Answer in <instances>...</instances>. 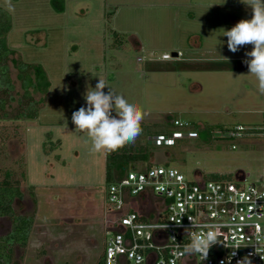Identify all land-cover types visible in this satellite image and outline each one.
Masks as SVG:
<instances>
[{
    "label": "rangeland",
    "instance_id": "1",
    "mask_svg": "<svg viewBox=\"0 0 264 264\" xmlns=\"http://www.w3.org/2000/svg\"><path fill=\"white\" fill-rule=\"evenodd\" d=\"M0 4L7 10L5 0ZM11 4L12 26L6 37L13 56L40 63L50 80L36 117L0 118V179L6 170L18 179L23 197L15 210L34 218L26 247L16 249L22 256L18 264H96L103 253L111 219L106 154H91L85 135L74 132L71 121L72 113L85 106L84 93L99 78L167 126L142 127L135 142L125 145L150 150L151 157L138 161L139 166L161 158L188 179L195 173L233 179L238 170L248 173V181L264 178V95L242 62L252 46L230 52L239 58L228 60L227 68L214 74L189 60L193 36L188 33L205 29L214 35L251 18V9L239 0ZM134 38L142 48H136ZM175 42L181 45L172 48ZM173 50L180 55L160 58ZM10 66L18 96L20 82L12 62ZM196 81L201 89H196ZM16 104L11 102L8 109L14 111ZM169 117L188 120L191 127H175ZM239 122L246 126L243 136L223 134ZM120 169L115 170L118 177ZM8 228V217H0V233Z\"/></svg>",
    "mask_w": 264,
    "mask_h": 264
},
{
    "label": "built area",
    "instance_id": "2",
    "mask_svg": "<svg viewBox=\"0 0 264 264\" xmlns=\"http://www.w3.org/2000/svg\"><path fill=\"white\" fill-rule=\"evenodd\" d=\"M178 55L163 52L160 58ZM173 122L190 125L178 118ZM232 127L223 134L240 137L246 132L240 122ZM237 175L212 179L195 173L188 179L170 164L126 169L107 187L111 226L104 243V264H237L245 257L251 264H264V178L248 181L243 170ZM156 195L160 198H151ZM188 217L213 226L218 234L220 242L203 261L199 255L181 254L193 230Z\"/></svg>",
    "mask_w": 264,
    "mask_h": 264
},
{
    "label": "clouds",
    "instance_id": "3",
    "mask_svg": "<svg viewBox=\"0 0 264 264\" xmlns=\"http://www.w3.org/2000/svg\"><path fill=\"white\" fill-rule=\"evenodd\" d=\"M239 2L246 9H251V18L240 19L231 28L223 29L222 36L227 37V48L233 53L241 47L252 46L250 51L245 52L242 62L247 65L248 74L255 78L258 92L264 95V0ZM5 3L8 11L14 10L11 0H5ZM106 87L107 92L104 91ZM84 100L85 106L72 113L71 121L75 126L74 132L85 135V143L90 144L91 154L117 151L126 144L134 143L142 133L144 110L118 94L105 80L99 78L94 88L88 87ZM188 219L193 230L189 232L188 242L183 245L181 254L199 255L203 261L209 249L220 242L218 234L213 226L197 224L192 217ZM237 264L251 262L245 257L237 261Z\"/></svg>",
    "mask_w": 264,
    "mask_h": 264
},
{
    "label": "trees",
    "instance_id": "4",
    "mask_svg": "<svg viewBox=\"0 0 264 264\" xmlns=\"http://www.w3.org/2000/svg\"><path fill=\"white\" fill-rule=\"evenodd\" d=\"M12 26L11 15L0 4V118H31L36 117L50 86V80L38 62L27 61L13 56L14 50L8 45L7 32ZM16 69V78L20 82L21 92L16 96V86L11 75V66ZM42 95L36 98L33 92ZM16 101V108L10 111L11 102ZM150 155L147 146L140 145L130 149L123 146L117 151L106 154V179L113 182L117 168L126 169L130 162L146 159ZM217 177L216 173H213ZM8 170L0 179V215L11 218V227L0 234V264H11L15 246L24 247L29 238L33 224V214L18 213L12 203L15 198L23 196L18 179H12ZM96 264H104L103 253Z\"/></svg>",
    "mask_w": 264,
    "mask_h": 264
},
{
    "label": "crops",
    "instance_id": "5",
    "mask_svg": "<svg viewBox=\"0 0 264 264\" xmlns=\"http://www.w3.org/2000/svg\"><path fill=\"white\" fill-rule=\"evenodd\" d=\"M222 32H223V29H222V31L220 30L219 33L211 35L205 29H202V31H196V33H190V34L188 33V36L189 35L193 36V38H191V40H190V49H191L190 52L192 55L189 57V60H192V61L194 60L195 61L194 65L197 68L206 67V70L209 73L214 74V72H216L215 69H223L225 67L227 68L226 64H228L227 63L228 60L233 59V58H239V57H235V56L230 55L231 51L228 50L227 43H226L227 37L222 36ZM215 37H216V39H215ZM133 40H134V44H135L136 48H142L143 43L138 38H134ZM180 45H181V43L175 42L172 44L171 47L176 48V47H179ZM241 49L243 50V49H245V47H241L239 49V51ZM173 51H175V50H173ZM199 61L204 62L205 65H203ZM198 62H199V64H198ZM196 82H197V88L196 89H201L202 88L201 83L199 81H196ZM144 112H145V116H144V119L142 121L141 127H167L166 125H163V123L155 121L153 118L151 119L149 115L152 112L150 110L145 109ZM168 119H170V117ZM170 120H171V122H173V119H170ZM175 127H181V126H178L177 124H175ZM183 127H191V126L188 125V126H183ZM153 141H156V138H154ZM157 145H158V143H157ZM150 157L151 156L149 155L146 159H138L134 162H130V164H129L130 166L127 167L126 169L146 168L148 166L141 167V166H139V164H137V162L138 161H147ZM161 161L163 163H161ZM165 163H167V160H165V159L162 160L161 158L155 159L153 162V164H165ZM126 169L125 168L122 169V173ZM119 177L115 175L116 179H118ZM151 198L158 199L160 197H158L156 195L155 197L152 196ZM107 225H108V227L111 226L109 223Z\"/></svg>",
    "mask_w": 264,
    "mask_h": 264
},
{
    "label": "flooded vegetation",
    "instance_id": "6",
    "mask_svg": "<svg viewBox=\"0 0 264 264\" xmlns=\"http://www.w3.org/2000/svg\"><path fill=\"white\" fill-rule=\"evenodd\" d=\"M20 186V185H19ZM22 190V189H21ZM22 193H23V191H22ZM23 197V196H22ZM22 197L21 198H15L14 199V201H13V203H12V206H13V208H14V210H15V204H16V202L18 201V200H20V199H22ZM106 205H107V209L109 208V205L106 203ZM16 211V210H15ZM16 212H18V211H16ZM18 213H22V212H18ZM0 217H8V216H6V215H0ZM8 219H9V228L5 231V232H3V233H0V234H4V233H6L9 229H10V227H11V218L10 217H8ZM32 226H33V224H32ZM32 228V227H31ZM31 231V230H30ZM106 232L108 233L109 232V229H108V227L106 228ZM30 234V233H29ZM28 243V242H27ZM27 245V244H26ZM26 245L24 246V247H22L23 249L26 247ZM17 247H19V246H15V248H14V257H13V262L11 263V264H18V261L20 262V260H21V258H22V256H20V255H17L16 254V249H17ZM20 248V247H19ZM19 257H21V258H19ZM19 259V260H18ZM19 264H21V263H19Z\"/></svg>",
    "mask_w": 264,
    "mask_h": 264
},
{
    "label": "water",
    "instance_id": "7",
    "mask_svg": "<svg viewBox=\"0 0 264 264\" xmlns=\"http://www.w3.org/2000/svg\"><path fill=\"white\" fill-rule=\"evenodd\" d=\"M172 55H177V51H171ZM238 172V171H237ZM237 172L235 173V177H238Z\"/></svg>",
    "mask_w": 264,
    "mask_h": 264
}]
</instances>
